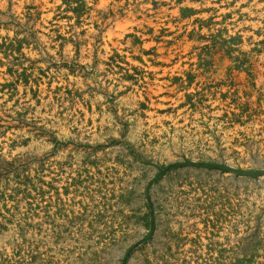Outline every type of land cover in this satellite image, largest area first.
<instances>
[{"label": "rangeland", "instance_id": "1", "mask_svg": "<svg viewBox=\"0 0 264 264\" xmlns=\"http://www.w3.org/2000/svg\"><path fill=\"white\" fill-rule=\"evenodd\" d=\"M0 264H264V0H0Z\"/></svg>", "mask_w": 264, "mask_h": 264}]
</instances>
